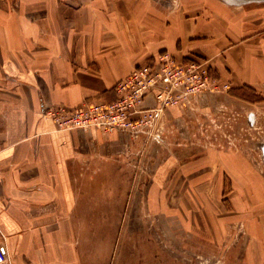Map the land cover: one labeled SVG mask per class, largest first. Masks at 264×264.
Listing matches in <instances>:
<instances>
[{"label":"crops","instance_id":"0c3cea01","mask_svg":"<svg viewBox=\"0 0 264 264\" xmlns=\"http://www.w3.org/2000/svg\"><path fill=\"white\" fill-rule=\"evenodd\" d=\"M182 1L0 0V246L6 264H88L85 238L102 232L84 222L101 221L100 206L113 204L102 202V189L115 197L109 190L117 188V174L138 159L142 171L151 155L158 158L146 206H173L165 217L169 225L184 231L181 219H187L212 245L229 223L240 222L246 236L236 264H264V175L254 158L208 145L197 150L196 142L178 143L165 158L145 135L59 130L44 115L49 107L113 101L120 80L164 53L177 62L209 60L213 77L229 86L197 95L188 108L166 109L161 129L173 138L196 141L193 120L213 117L231 101L264 105V2ZM143 105L152 107L153 97ZM137 198L132 192L130 199Z\"/></svg>","mask_w":264,"mask_h":264},{"label":"rangeland","instance_id":"374dc122","mask_svg":"<svg viewBox=\"0 0 264 264\" xmlns=\"http://www.w3.org/2000/svg\"><path fill=\"white\" fill-rule=\"evenodd\" d=\"M166 1L174 5L183 4L182 0ZM185 1L188 3L192 0ZM193 1L191 3H194ZM210 1L219 4L222 0ZM208 64L212 75L213 67L209 60ZM246 99L253 101L255 98L249 95ZM193 122L189 131L196 134L194 137L196 141H189L188 138L179 141L170 135V131L160 129L147 137L150 149L165 158L178 151V143H181L182 147L185 144L188 146L190 142H196L197 150L202 149L204 145L217 149L240 150L251 160L254 158L259 162L264 175V105L231 101L213 117L201 116ZM157 158L156 155L149 156L147 160L149 163L145 160V165H141L142 171L138 168L140 165L138 159L137 163L133 162L134 167L118 173L117 188L109 190L111 194L117 193L115 197L103 196L108 190L102 189V202L110 201L113 204L100 206L104 218L101 221L84 222L87 230L99 228L102 232L99 237L85 238L88 257L86 262L88 264H98L97 262L99 264H236L239 260L238 251L246 236L245 225L233 220L227 225L222 238L212 245L211 240L206 239L200 228L197 227L198 230H195L192 226L190 230L187 219H181L184 231L178 225L170 226L169 224L173 222L166 221L165 217L174 213L173 206H166V211H160L161 207L158 206H146L144 199L146 185L154 179ZM132 181H139V187L132 189L131 185L127 186V182ZM101 182L106 186L113 184L108 179H102ZM134 191L137 192L138 198L133 202L130 195ZM180 215L187 216V214ZM107 217H117V219H105Z\"/></svg>","mask_w":264,"mask_h":264},{"label":"built area","instance_id":"2783aa9c","mask_svg":"<svg viewBox=\"0 0 264 264\" xmlns=\"http://www.w3.org/2000/svg\"><path fill=\"white\" fill-rule=\"evenodd\" d=\"M208 60L192 58L177 62L164 53L154 64L134 68L115 86L116 98L107 103L83 102L68 108L49 107L44 111L59 130L95 129L105 133L119 131L131 137L151 136L161 129L166 109L188 108L193 98L201 93L228 91L229 86L211 75ZM152 96L154 105L145 107ZM7 257L0 246V264Z\"/></svg>","mask_w":264,"mask_h":264},{"label":"water","instance_id":"95a60500","mask_svg":"<svg viewBox=\"0 0 264 264\" xmlns=\"http://www.w3.org/2000/svg\"><path fill=\"white\" fill-rule=\"evenodd\" d=\"M224 2H226L227 4L230 5H243V4H247V3H262L264 2V0H223Z\"/></svg>","mask_w":264,"mask_h":264}]
</instances>
